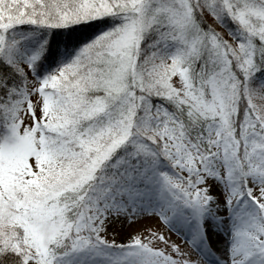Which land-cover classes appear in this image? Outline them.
<instances>
[{
    "label": "snow or ice",
    "instance_id": "obj_1",
    "mask_svg": "<svg viewBox=\"0 0 264 264\" xmlns=\"http://www.w3.org/2000/svg\"><path fill=\"white\" fill-rule=\"evenodd\" d=\"M221 261L264 264V0H0V264Z\"/></svg>",
    "mask_w": 264,
    "mask_h": 264
},
{
    "label": "trees",
    "instance_id": "obj_2",
    "mask_svg": "<svg viewBox=\"0 0 264 264\" xmlns=\"http://www.w3.org/2000/svg\"><path fill=\"white\" fill-rule=\"evenodd\" d=\"M95 23L90 27L73 26L71 30L67 28H52L47 30L45 39L48 43L46 59L44 60L45 70L54 69L59 62L65 61L75 54V51L87 40L103 30L111 23ZM223 31V29H220Z\"/></svg>",
    "mask_w": 264,
    "mask_h": 264
},
{
    "label": "rangeland",
    "instance_id": "obj_3",
    "mask_svg": "<svg viewBox=\"0 0 264 264\" xmlns=\"http://www.w3.org/2000/svg\"><path fill=\"white\" fill-rule=\"evenodd\" d=\"M173 79H176V78L174 77ZM142 223H143V221H142ZM152 223L155 224V226L157 228L162 227L156 221H152ZM107 231L109 232V238H111V233L115 232L116 235L114 238L117 240L123 241V240L127 239V236L129 233V228H128L126 223L122 224L120 221H115V222L110 223L107 226ZM165 231H166V234H168L167 230H165ZM169 235H171L172 239L179 240V237L175 233H170ZM218 246H219V244H218ZM222 246H223V244H221L220 247L222 248ZM221 264H223V261H221Z\"/></svg>",
    "mask_w": 264,
    "mask_h": 264
},
{
    "label": "bare ground",
    "instance_id": "obj_4",
    "mask_svg": "<svg viewBox=\"0 0 264 264\" xmlns=\"http://www.w3.org/2000/svg\"><path fill=\"white\" fill-rule=\"evenodd\" d=\"M222 243H219V247L221 246ZM223 247V246H222ZM221 248V247H220Z\"/></svg>",
    "mask_w": 264,
    "mask_h": 264
}]
</instances>
